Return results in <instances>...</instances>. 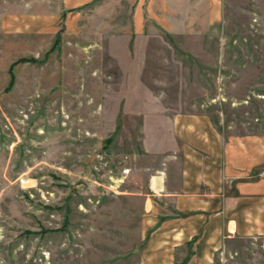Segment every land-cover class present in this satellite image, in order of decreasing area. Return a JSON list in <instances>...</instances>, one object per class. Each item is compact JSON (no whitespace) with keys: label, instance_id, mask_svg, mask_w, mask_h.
<instances>
[{"label":"rangeland","instance_id":"rangeland-1","mask_svg":"<svg viewBox=\"0 0 264 264\" xmlns=\"http://www.w3.org/2000/svg\"><path fill=\"white\" fill-rule=\"evenodd\" d=\"M15 1L0 0V264H140L174 117L264 132V0H225L209 38L167 33L142 0H98L71 33H14L9 13L24 22L33 0Z\"/></svg>","mask_w":264,"mask_h":264},{"label":"crops","instance_id":"crops-1","mask_svg":"<svg viewBox=\"0 0 264 264\" xmlns=\"http://www.w3.org/2000/svg\"><path fill=\"white\" fill-rule=\"evenodd\" d=\"M97 1L33 0L20 15L24 22L9 13L4 29L71 33ZM142 1L160 8L152 22L173 36L209 38L225 19V0ZM148 21L134 17L142 31ZM172 134L176 148L148 181L149 236L140 264H227L228 256L233 264H264V132L225 136L208 114L192 112L174 117ZM242 242L252 248L250 258L242 257Z\"/></svg>","mask_w":264,"mask_h":264},{"label":"built area","instance_id":"built-area-1","mask_svg":"<svg viewBox=\"0 0 264 264\" xmlns=\"http://www.w3.org/2000/svg\"><path fill=\"white\" fill-rule=\"evenodd\" d=\"M263 175H264V173H263Z\"/></svg>","mask_w":264,"mask_h":264}]
</instances>
